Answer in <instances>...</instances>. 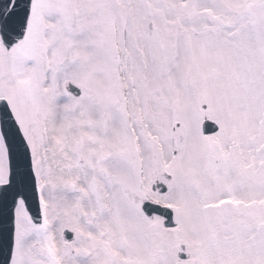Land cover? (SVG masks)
I'll list each match as a JSON object with an SVG mask.
<instances>
[{
  "label": "snow or ice",
  "instance_id": "6c2138e0",
  "mask_svg": "<svg viewBox=\"0 0 264 264\" xmlns=\"http://www.w3.org/2000/svg\"><path fill=\"white\" fill-rule=\"evenodd\" d=\"M0 264H264V0H0Z\"/></svg>",
  "mask_w": 264,
  "mask_h": 264
}]
</instances>
